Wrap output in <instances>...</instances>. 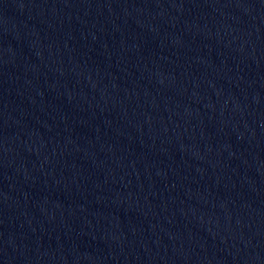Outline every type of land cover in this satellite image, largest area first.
<instances>
[{
  "label": "water",
  "instance_id": "obj_1",
  "mask_svg": "<svg viewBox=\"0 0 264 264\" xmlns=\"http://www.w3.org/2000/svg\"><path fill=\"white\" fill-rule=\"evenodd\" d=\"M0 264H264V0H0Z\"/></svg>",
  "mask_w": 264,
  "mask_h": 264
}]
</instances>
